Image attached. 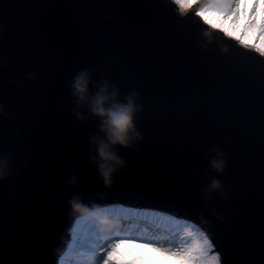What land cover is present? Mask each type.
Masks as SVG:
<instances>
[{"label":"water","instance_id":"1","mask_svg":"<svg viewBox=\"0 0 264 264\" xmlns=\"http://www.w3.org/2000/svg\"><path fill=\"white\" fill-rule=\"evenodd\" d=\"M185 15L184 27L202 36L194 13ZM174 17L184 19L171 0H0V18L11 23L0 26V148L17 144L23 158L0 153L13 157L0 181V264H58L75 217L62 211L48 219L50 190L60 205L73 171L89 199L189 218L214 240L224 264H264V58L248 50L241 56L220 33L202 36L203 48L214 47L201 55L193 33L172 35ZM224 47L242 64L217 67ZM93 62L108 67L123 90L141 94L138 108L134 94L117 93L118 102L134 98L143 141L113 146L130 167L108 193L96 183L95 125H81L72 111L75 74ZM217 144L227 153L224 175L211 169ZM214 178L235 212L215 213L224 225L196 212Z\"/></svg>","mask_w":264,"mask_h":264},{"label":"snow or ice","instance_id":"2","mask_svg":"<svg viewBox=\"0 0 264 264\" xmlns=\"http://www.w3.org/2000/svg\"><path fill=\"white\" fill-rule=\"evenodd\" d=\"M171 2L173 5L176 6V8H178L180 16L184 17V19L174 17L175 30L172 33L174 37L183 35L184 33H188V32L193 33L192 31L184 27L186 20L188 19V17L185 14L194 13L193 9H196L197 11L194 14V18L198 19V21L200 22L202 36H209L212 33H220L222 37L225 39V43L235 42V44L238 45L237 48L238 52H240V50H248L249 52L258 54L260 58H264V50L250 48L249 38L245 40H241L235 35V33L226 34L220 28L210 27L202 11L203 0H197V2L193 4H189L188 7L183 6L184 0H171ZM223 2L227 3L230 8L236 9L235 21L237 26H239L243 18V14L247 12L248 5L251 4V15L248 16V21L244 26L245 32L248 33L249 27L255 28L259 26L257 24V21L260 19L259 13L261 9V4L259 0H256V2H253V0H223ZM181 13L184 14L181 15ZM261 23L264 24V21H261ZM5 25H7L8 30L11 29V23L6 22L3 18H0V26L4 27ZM193 34L195 35V39L193 41V47L196 50H198L201 53V55H207L208 53H211L209 50L212 49L214 45H209L208 49L203 48L202 36L200 34H195V33ZM4 35H5L4 31H0V37H3ZM217 54H218L217 67H222L225 61H235L236 63L242 64L237 58L231 55L230 49L228 47H224L222 50H219ZM240 54L241 56H243L246 53L240 52ZM3 56L4 55L0 53V57ZM82 69L83 70L77 71L75 77H77L78 76L77 74L80 73L87 74L88 85H87L86 95L89 98H91L92 95L96 93V89L99 88L100 83L103 82L104 84H107V86L110 87L112 91L119 93V96L121 98L128 96L129 94H134L135 99L138 100V108L140 107V105H142V103L140 102L141 100L140 92L135 90L132 91L123 90L119 82H117L111 75V72L108 69V67L103 65H98L93 62L84 65ZM9 71H11V69H9ZM0 74H3V72L0 71ZM261 83L264 84V75L261 76ZM73 92L74 91L71 92V96L75 98L76 96L73 94ZM72 102L75 105L72 111L74 112L76 121H78L81 125H85L89 121L93 122L95 126L93 128V131L90 133V135H93V138L99 135V133L96 132V127L98 126L99 121L89 111L88 104L78 103L76 99H73ZM77 114H79L82 117V119L78 118ZM138 116L139 114L137 115V119ZM138 133L140 138L137 139V141L142 142L143 137L141 136L140 132ZM140 144L141 143H138L135 146V148L131 149V151H138ZM213 147H215L218 151L223 152L224 154L223 158L225 160V168L223 172L220 173L224 175L228 169L227 153L223 149V147L219 144ZM125 150H129V149L125 148ZM116 151L120 153L121 149H117ZM0 153L11 154L17 161L23 159L20 155V149L17 144H12L8 147L0 148ZM120 157H121L120 159L124 162V165L123 167L118 168L116 171L112 173L110 185H106L104 180L100 179L101 178L100 173L96 175V183L99 184L100 187L103 189L102 193H108L114 191L116 189V178L118 176L123 175L129 169L130 161L126 157H122L121 155ZM92 160L96 161L95 155L92 156ZM19 170H20L19 168L16 169L15 175L12 178H15L18 175ZM206 172L207 169L205 170V173ZM78 177L79 174L76 171H73L71 173V178L66 181V188L69 190L68 195L64 198V200L60 205H57L56 199H54L55 190H50L51 195L49 198V206L51 207V211L47 215L48 219L52 222L57 221V219L61 216L62 211L64 214H69L75 217L74 226L69 228V232L71 236L69 251L75 253L78 257H85L87 254H90L94 251V246L96 243L95 241L96 230L91 220L86 217H83L79 212L75 211L74 208L71 206L70 202H75L79 204L83 208L88 209L89 212L94 215H98L101 217H110L118 222L121 220L122 217L125 216L153 217L155 220L159 221L160 223L167 225V231L165 235L167 236L169 243H175L178 234L186 230L188 234L182 238L184 244L187 245L190 242H194L195 248L197 250L196 259L200 261V264H224L221 250L216 246V243L210 237V235H208L205 230H202L201 226H199L197 222L192 221L186 217L177 218L175 214L169 213L167 210H165V214L157 215L156 211L130 210L128 207H125L123 204L116 207L110 203H106L101 200L89 199L82 190V183ZM6 180L8 179L5 178L0 181L5 182ZM203 189L204 187H202L199 194L200 195L199 205L201 207L200 210L196 211L197 214L200 215L201 217H205L207 219V222H210L213 225L214 222H217V220L220 221L219 223L220 225H224L223 216L216 217L215 213L217 211L223 212V210H228L231 212V217L235 215L234 210L227 206L230 197L227 195V193H225V195H221L219 193V196H217L216 193H213L211 195V199L208 200L205 199ZM219 197H223V199H220ZM218 208L220 210H218ZM205 209L207 213H209L210 209L212 210V215H210V217L206 216ZM228 223L231 224V227L227 229H233L235 227V223L233 219H230ZM148 233L149 234L139 233L136 227L131 224L128 225L126 228L118 229L114 231V235L122 238L131 236V238L143 241L145 243H154L155 234L150 231H148ZM55 238H56V234L54 233L53 243L48 245L49 249H54L56 247ZM184 250L185 249H181V251ZM95 258L97 260L100 259V254L99 253L95 254Z\"/></svg>","mask_w":264,"mask_h":264},{"label":"clouds","instance_id":"3","mask_svg":"<svg viewBox=\"0 0 264 264\" xmlns=\"http://www.w3.org/2000/svg\"><path fill=\"white\" fill-rule=\"evenodd\" d=\"M195 2L197 0H184L183 6L188 7L189 4ZM259 2L261 5L264 4V0H259ZM196 11L193 9L194 14ZM202 11L210 27L220 28L226 34L235 33L241 40L248 39V33L242 30L248 21L247 12L243 14V23L240 22L237 26L236 9L230 8L223 0H203ZM259 16L260 19L257 21L259 26L254 28L249 46L253 49L264 50V24L261 23L264 21V7H261ZM87 85V74H78L73 84V94L77 97L78 103H87L91 113L100 119V130L104 137L100 139L94 137L93 144L98 146L96 157L98 158V172L105 184L110 185L112 173L124 165L113 146L119 144L129 147L133 139L140 138L133 123L134 113L138 109L132 97L127 99V103L118 102L117 93L115 91L109 93L107 84L100 86L96 95L89 98L86 95ZM2 112L3 109L0 107V114ZM77 115L82 119L79 114ZM223 156V152L217 151L216 157L211 160V169L216 173H222L225 168ZM12 160V156L0 154V180L9 174V165ZM203 192L205 199L208 200L211 199L213 193L225 195L224 185L215 178L204 188ZM70 203L75 211L91 220L96 230L94 251L85 257H80L85 264H150L151 257L148 253L157 257L154 264H200V261L196 259L197 250L194 242L184 244L182 238L188 234L186 230L178 234L175 243H169L167 236L163 233L155 234L154 243H145L131 236L122 238L114 235V231L122 227L118 221L110 217L94 215L79 204ZM137 231L141 234H149L144 228ZM129 245L131 248L127 247ZM132 248H139L143 251L132 254ZM181 249L185 250L181 251ZM97 253L100 254L98 260L95 258Z\"/></svg>","mask_w":264,"mask_h":264},{"label":"rangeland","instance_id":"4","mask_svg":"<svg viewBox=\"0 0 264 264\" xmlns=\"http://www.w3.org/2000/svg\"><path fill=\"white\" fill-rule=\"evenodd\" d=\"M261 7H264V4H262ZM247 15L248 16L251 15V4L248 5ZM241 23H243L242 20H241ZM242 30L245 31V28ZM253 30H254V28H252V27H249V29H248V38L250 40L252 38ZM111 204L113 206H116V207L121 205V204H114V203H111ZM129 209H131V208H129ZM143 209L144 208L135 207L132 210L143 211ZM146 210L152 211V209L151 210L146 209ZM156 213H157V215L165 214V213L159 212V211H156ZM149 218L152 220V222H153L152 224H147L141 220H137V221L133 220V222H122V223H120V225L122 226L121 229L126 228L128 225L131 224V225H134L137 230H139L140 228H144L150 232H153L154 234H161V233L165 234L166 233L167 225L160 223L159 221L155 220L153 217L149 216ZM74 223H75V221H74ZM74 223L72 224V226H74ZM68 234H70L69 231H68ZM70 243H71V236L69 237V242H68L67 246L65 247V249H63L64 250L63 253L59 256L58 264H85V261L82 258L78 257L75 253H72L69 251ZM127 247L131 248L130 245ZM141 251H143V250L139 249V248H132V254H135L136 252H141ZM148 255L151 257L150 264H154V262L157 261V257H155V255L152 253H148Z\"/></svg>","mask_w":264,"mask_h":264},{"label":"trees","instance_id":"5","mask_svg":"<svg viewBox=\"0 0 264 264\" xmlns=\"http://www.w3.org/2000/svg\"><path fill=\"white\" fill-rule=\"evenodd\" d=\"M132 209H134V208H132ZM132 209H130V210H132ZM143 211H147V210L143 209ZM133 220L134 221L141 220V221H143V222H145L147 224H152L153 223L152 220L149 218V216H142V217H140V216H138V217H127V216H125V217L121 218L119 223H122V222H133Z\"/></svg>","mask_w":264,"mask_h":264},{"label":"bare ground","instance_id":"6","mask_svg":"<svg viewBox=\"0 0 264 264\" xmlns=\"http://www.w3.org/2000/svg\"><path fill=\"white\" fill-rule=\"evenodd\" d=\"M114 204H119V203H115V202H114ZM150 210H151V209H150ZM152 211H154V210H152Z\"/></svg>","mask_w":264,"mask_h":264}]
</instances>
